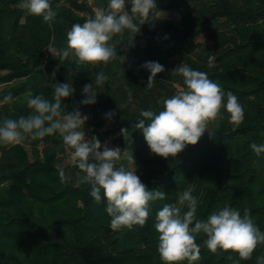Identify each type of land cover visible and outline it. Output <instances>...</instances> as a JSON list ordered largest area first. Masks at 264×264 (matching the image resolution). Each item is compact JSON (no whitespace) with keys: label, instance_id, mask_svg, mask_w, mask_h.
I'll return each mask as SVG.
<instances>
[{"label":"trees","instance_id":"trees-1","mask_svg":"<svg viewBox=\"0 0 264 264\" xmlns=\"http://www.w3.org/2000/svg\"><path fill=\"white\" fill-rule=\"evenodd\" d=\"M11 1L18 4V0ZM169 7L172 6L165 2L157 5L158 10ZM19 10L12 22L8 44L26 56L25 61L8 50L3 41L1 18L4 9L0 6V101L8 94L13 97L4 101L10 104L4 108L11 109L18 117L27 116L32 109L27 105L26 95L39 94L52 100L50 80L71 82L75 91L62 101L65 111L79 110L82 114L99 111L100 122L108 120L106 113L111 112L114 114L113 130L120 132L124 128L128 131L120 143L129 139L145 141L142 131L135 128L138 115L119 106L115 96L98 94L95 104L81 103L83 85L95 78L91 67L76 66L67 60V75L56 72L53 79L54 65L48 67L41 32L43 19L26 15L20 7ZM202 15L200 23L186 19L182 30L166 31L161 37L148 40L131 41L122 48L121 54L129 55L134 49L149 51L167 45L175 47L199 33L197 26H212L221 17H227L226 22L241 20L244 27L231 30L233 34L238 32V39L216 52V67L194 69L206 72L211 80L225 92H233L238 100L253 97L257 107L264 109V22L246 24L262 17L264 11L237 14L225 1L224 8ZM220 25L230 26L226 23ZM70 72L74 73L71 77ZM221 113L228 118L229 114L223 108ZM5 117L2 109L0 119ZM227 121L220 130L211 135L206 133L197 144L188 145L172 165L161 169L145 184L166 194L164 199L150 202L145 224L118 230L110 227L111 217L106 212L107 201L103 192L102 200L96 202L89 194L90 185L78 184L71 179L68 169H65V180L61 181L54 163L38 157L29 161L19 145L12 146L8 157L0 164V264H165L157 250L156 211L164 203H176L177 193L185 190L189 183L199 201L198 218H206L227 205L239 209L242 214L247 210L254 224L264 231V178H260L257 168V163L264 160V153L257 155L250 147L253 142L264 143V119L244 117L239 123ZM32 141L43 146L64 144L59 134ZM73 170L78 171L75 166ZM225 181L229 182L228 185ZM204 239L205 234H196L195 242L201 248L200 256L193 264H257V257H264V243L256 246L250 259L242 260L232 250L218 248L215 252L210 251L203 245ZM105 246L109 250L107 253L101 250ZM180 264L188 262L185 260Z\"/></svg>","mask_w":264,"mask_h":264},{"label":"clouds","instance_id":"clouds-1","mask_svg":"<svg viewBox=\"0 0 264 264\" xmlns=\"http://www.w3.org/2000/svg\"><path fill=\"white\" fill-rule=\"evenodd\" d=\"M18 6L26 15L40 16L45 22H52L57 11L51 0H18ZM157 0H108L107 7L96 10L93 17L83 23H74L66 33V45H49L51 55L78 65H94L124 57L117 56V49L109 43L115 34L140 33L141 26L154 13ZM136 36V35H135ZM133 40V39H132ZM131 40V41H132ZM129 41V42H131ZM215 55H209L211 65ZM52 73L55 78L56 70ZM141 67L150 74L146 88H151L159 73L165 71L159 61H145ZM173 74L183 77L184 85L170 97L162 100V109H141L135 128L142 131L144 139L153 154L164 158L176 157L188 145H195L208 132L209 126L222 118L221 109L228 114L231 122L239 123L244 119V110L238 97L231 91L225 92L211 80L206 72L181 63L173 69ZM74 73H69V77ZM108 79L103 72L97 73L94 83H86L82 88L81 103L95 104L98 88ZM53 99L43 95H28L26 102L31 114L19 118L0 119V144H20L25 137L37 140L59 134L64 145L70 149L64 163L55 164L61 181L66 178L64 164L75 166L79 183L90 185V196L96 202L106 199V212L111 217L110 227L118 230L133 225L143 226L150 212V202L162 200L165 192L148 188L137 174L134 154L127 155L129 164L117 162L124 158L119 147L102 145L96 135L88 136L85 124L86 114L79 110L65 111L62 101L73 95L75 88L71 82L56 83L53 86ZM11 94L3 97L10 101ZM113 114L106 113L108 118ZM147 121V122H146ZM125 134L127 129L122 128ZM253 151L264 153V143L250 144ZM135 163V169L131 167ZM198 199L193 195V185L177 193L176 203H164L156 211L154 227L159 233L158 252L165 264H180L187 261L193 264L200 256L201 245L196 243V234L203 233V245L212 252L218 248L232 250L242 260L250 259L259 243H264V231L239 209L224 206L210 213L206 218L196 216ZM257 264H264V257H257Z\"/></svg>","mask_w":264,"mask_h":264},{"label":"rangeland","instance_id":"rangeland-1","mask_svg":"<svg viewBox=\"0 0 264 264\" xmlns=\"http://www.w3.org/2000/svg\"><path fill=\"white\" fill-rule=\"evenodd\" d=\"M225 1L229 8L237 14H256L259 11H264V0ZM225 1L157 0V5L158 3L165 2L172 7L161 10H158L156 7L154 13L141 26L140 33L129 34L125 31L123 34H115L113 39L109 41L117 49V56L124 57L123 61L121 58H117L107 64L100 62L94 65L80 66L91 67L94 71V76L100 72L107 75L108 79L97 90L99 95L115 96L120 102L119 106L129 110L133 114L139 115L141 109H152L158 112L163 107L162 100L164 98L170 97L178 90L184 89L185 85L182 75L173 74V69L181 63H186L192 68L199 69L216 67L214 61L211 65L208 63L209 55H215L219 49L227 47L234 40H237L238 32L233 34L231 30L233 28H243L245 23L241 20L237 23L226 22L227 17H221L215 20L218 23H214L212 26H197L196 29L200 30L199 33L189 36L175 47L167 45L166 47L149 51L134 49L129 55H122V48L128 45L132 39V41L148 40L161 37V34L166 31L175 32L182 30L186 19H192L194 23H200L199 19L203 17L202 14L224 8ZM107 3L108 0H51L52 7L57 11V17L52 22H45L43 20L41 30L44 37L45 54L48 57V67L54 65V70L59 65L56 72L61 75L65 74L67 60L62 62L64 65L60 64V61L51 55L47 49L48 46L50 44L57 47L65 46L66 33L71 26L74 23H83L86 19L93 17L95 11L106 8ZM0 6L4 9L3 17L1 18L3 41L7 44L8 50H11L14 54L17 53L25 61L26 56L10 48L8 44L11 38L10 30L12 22L20 11L19 6L11 0H0ZM81 6L83 8L79 9ZM263 22L264 15L256 19V21L251 20L246 24L255 25L262 24ZM224 23L230 24V26L223 27L220 25ZM148 60L159 61L165 68L164 72L157 75L155 83L151 88H146L150 73L141 67ZM47 75L50 76L49 73ZM50 83V86H53L56 82L50 80ZM91 83H94V80H91ZM1 89L2 86H0V91ZM239 102L243 106L244 117L264 119V109L257 107L253 97L239 100ZM5 105L8 106L10 104L8 102L0 103V111L4 109L6 117L19 118L11 109H5ZM98 112L91 111L86 114L88 116L84 129L86 134L88 136L96 135L102 145L107 144L109 147H119L122 152L126 149L128 150L124 154V158L117 162V166L120 163L127 166L129 162L126 157L132 154L133 151L137 174L145 184L152 180L161 169L172 165L182 153L180 152L176 157L164 158L153 154L146 141L141 140L140 142V140L129 139L120 143L121 138L123 136L126 137L127 134L113 130L115 127L114 122H112L114 114L105 122H100L98 120ZM225 121L231 122L227 117L222 115V118H219L217 122L210 124L209 129L211 133L220 130L226 123ZM15 145L21 147L24 154L26 153L28 156L29 161H34L38 157L42 161H48L54 164L64 163L70 153V149L64 144L56 146L36 145L31 139L25 137L20 144H0V164L4 162L5 157H8L11 152V147H15ZM135 163L133 162L131 165L133 170L136 167ZM64 167L68 169L70 178L77 180L76 171L73 170L74 166L64 164ZM257 168L260 170V178H264V160L257 163ZM225 183L228 185L229 182L225 181ZM101 250L104 253L109 252L106 246L101 248Z\"/></svg>","mask_w":264,"mask_h":264}]
</instances>
